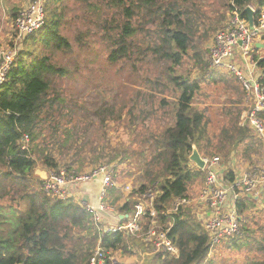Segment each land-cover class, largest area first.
<instances>
[{"label": "trees", "instance_id": "trees-1", "mask_svg": "<svg viewBox=\"0 0 264 264\" xmlns=\"http://www.w3.org/2000/svg\"><path fill=\"white\" fill-rule=\"evenodd\" d=\"M65 1L45 0L43 27L20 39L14 62L0 86V264H89L97 247L107 253V257L117 252L136 255L139 250L144 257L141 264H213L209 260V238L200 221L186 207L170 214L168 205L177 198L185 199L188 185L202 176L188 160L192 146L203 154L214 145V154L221 152L228 158L238 146L252 139V133L245 126L237 128L235 122V131L227 137L228 143L222 140L215 145L205 141L204 116L192 104L201 90L200 82L206 77L202 75L200 79L190 80L175 69L182 65L193 47L198 30L187 7L190 0H106L105 7L110 11L106 15L111 17L103 18L99 26L104 32L105 61L110 66L129 64L138 76L137 80L150 82L140 76L141 64L156 62L164 66L166 83L176 94L173 123L150 136L153 169L148 172L146 184L130 194L128 201L123 200L120 204L118 199L111 205L120 214H130L135 195L141 200L148 191L155 190L154 210L159 214L160 223H170L168 237L177 247L178 256L174 258L152 251L139 239L119 232L101 235L91 221V214L80 202L60 200L43 191V181L34 174L35 156L38 154L47 169L56 170L57 166L50 156L38 150L37 144L34 147L29 144L39 137L35 131L41 123V113L46 106L50 109L58 98H49L53 80L67 74L53 62L54 54L69 55L72 52L71 44L58 31L63 12L57 3ZM225 6L226 19L238 13L246 20L245 9L251 6L255 9V21L264 8V0H226ZM11 17L15 26L17 14L14 12ZM258 66L264 68V60H260ZM206 67L208 69L207 62ZM217 76L212 73L207 80L215 82ZM155 95L156 92H152L148 98ZM242 95L244 97L243 92ZM159 104L166 105L163 99ZM262 119L264 121V117ZM24 135L30 138L27 150L21 149L20 145ZM70 140L67 132L63 143ZM225 178L230 183L234 181L230 172ZM110 193L112 196L116 192ZM251 206L248 199L236 202L241 217L240 233L235 240L229 239L228 246L238 250L241 245H250L264 253V237L258 238L254 235L256 232L246 226L247 211ZM165 211L167 215H164ZM149 222V218L145 219L143 231ZM259 229L263 232L264 226ZM244 264H264V259L249 260Z\"/></svg>", "mask_w": 264, "mask_h": 264}, {"label": "rangeland", "instance_id": "rangeland-1", "mask_svg": "<svg viewBox=\"0 0 264 264\" xmlns=\"http://www.w3.org/2000/svg\"><path fill=\"white\" fill-rule=\"evenodd\" d=\"M32 1L0 0L1 52H16L20 46L11 16L15 12L18 17L27 10ZM105 3L106 0H66L63 4L57 3L63 12L58 31L69 41L72 52L69 55L58 53L53 56V62L64 68L67 74L53 80L48 92L49 98H58L50 109L46 106L41 113V123L35 131L39 137L29 146L34 147L37 144L38 150L50 156L57 166L56 170L47 169L42 165L38 154L35 156L34 170L41 168L49 173L43 182L50 174L60 172L79 175L99 167H109L111 171L113 169L116 187L109 189L106 197V203L112 207L114 200L119 199V203L128 201L130 194L136 193L141 185L146 184L148 172L153 169L150 165V136L173 123L176 94L166 83L164 66L156 62L141 64L140 76L150 82L158 81L151 84L146 80H137L138 76L130 69L131 65L110 66L105 61L107 51L102 43L104 32L99 27L103 18L111 17L110 14L106 15L110 11L105 7ZM225 5L226 0L189 1L187 7L198 30L194 35L193 47L182 65L175 68L190 80L200 79L202 75L206 77L200 82L201 90L192 106L204 116L205 141L215 145L222 140L228 143L227 137L235 131L234 123L237 122L239 128L241 116L247 110L240 86L233 77L224 72H215L218 74L216 81L207 80L212 74L206 71L208 49L217 30L227 21ZM152 92H156V95L149 99ZM161 99L166 103L163 107L159 104ZM67 132L71 140L64 144ZM263 148L253 136L251 140L247 139L246 143L238 146L233 154L236 162L233 168L237 171L236 174H233L229 167L231 171L227 169L230 163L233 164L229 157L225 158L221 152L214 154V145L209 146L207 152L199 154L202 158L218 156L223 167L222 175L230 172L236 181L241 177L238 174L256 176L259 173L263 166ZM203 170L202 176L188 185L185 196V200L190 202L186 209L200 222L201 219H198L196 214H201L204 209L200 210L196 200L205 179ZM99 182L101 184L100 180ZM113 190L116 193L111 196L110 192ZM150 192L156 193L153 189ZM133 198L135 201L131 203L132 212L134 206L140 202V196L135 195ZM70 199L76 202L80 200ZM141 202H144L143 197ZM255 206L253 202L247 211L246 226L257 233L260 226H264V207ZM170 208L171 204L167 210ZM256 233L254 235L258 238L264 237V231ZM229 242L228 240L211 250L209 260L213 264H244L249 260L264 259V253L257 251L254 246L241 245V248L236 250L228 246ZM136 252L138 255L117 252L112 254V257L109 256V261L111 264H141L144 257L139 250Z\"/></svg>", "mask_w": 264, "mask_h": 264}, {"label": "built area", "instance_id": "built-area-1", "mask_svg": "<svg viewBox=\"0 0 264 264\" xmlns=\"http://www.w3.org/2000/svg\"><path fill=\"white\" fill-rule=\"evenodd\" d=\"M45 0H33L25 12L15 21L18 39L38 31L44 25ZM253 11V7L248 6ZM264 37V8L251 27L248 21L238 13L228 16L227 21L213 36L208 49L207 72L227 73L240 85L244 94L246 112L241 116L240 126L247 127L252 136L264 146V68H259L258 62L264 60V52L258 55L259 40ZM16 52L0 51V86L6 80V74L11 68ZM256 59L254 60V57ZM29 137L24 135L20 141L21 149L27 150ZM204 161L205 184L200 192L199 201L206 205L202 215V227L210 242V249L234 238L240 233L241 217L236 208L240 199H258L260 192L264 193V148L263 166L256 176L244 174L238 180L228 182L222 175L223 167L218 156L202 158ZM113 172L108 167H99L84 174H50L43 182V191L60 200L74 198L72 191L80 185L99 179L101 188L97 203L90 204L80 199L85 211L91 214V221L96 225L99 234L122 233L125 236L137 237L152 251L176 258L178 249L168 237L170 223L159 222V214L154 210L155 194L148 191L143 201L134 206V211L126 216H112L113 208L106 203L107 192L116 187ZM71 189V190H70ZM190 202L177 198L171 202L168 213H176L179 208L188 207ZM164 214V213H163ZM167 215V212L164 214ZM112 216V221H111ZM127 219L124 224H112L114 220ZM149 218V226L143 231L145 219ZM107 253L97 247L89 264H106L109 261Z\"/></svg>", "mask_w": 264, "mask_h": 264}, {"label": "crops", "instance_id": "crops-1", "mask_svg": "<svg viewBox=\"0 0 264 264\" xmlns=\"http://www.w3.org/2000/svg\"><path fill=\"white\" fill-rule=\"evenodd\" d=\"M258 44L261 46L260 47V49H259V51H258V55H261V54H263V52H264V37L263 38H261L260 40H259V42H258ZM233 154L234 153H232L230 156H229V160H231V162L233 163V164H229L228 166H227V169L229 170V171H233V174H236L237 173V171L233 168L235 165H236V162H235V158H234V156H233ZM231 169H229V168ZM34 174L40 179V180H44L46 177H47V175L49 174L47 171H44L43 169H41V168H36L35 170H34ZM244 174H238V176H243ZM240 177V178H241ZM195 181V180H194ZM196 182V181H195ZM204 183H205V179H204ZM204 183L202 184L203 186H201V188H200V190H199V192H198V197H197V200H196V202H198L199 204V206L201 207L200 208V210H202V209H206V205L203 203V202H200L199 201V195H200V192L202 191V189H203V187H204ZM100 182H99V180H96V181H94V182H92V183H89V184H83L82 186H80L77 190H75V191H72V193H74L73 195L74 196H76L78 199L80 198V199H82V200H84V201H86V203H90V204H96L97 203V196H98V194H99V189H100ZM119 187V186H118ZM118 187H117V189H118ZM116 189V190H117ZM248 200H251L252 201V203L254 202L255 203V207L256 208H261V207H264L263 206V203H264V193H261L260 192V194H259V197H258V199H248ZM195 202V203H196ZM120 204H122V203H120ZM113 209H114V207H112ZM117 213H116V212ZM115 211L113 210V213L111 214L110 213V215H112V216H116V217H118L119 218V216H126V215H128V217H130V214H132V211H131V213L130 214H125V213H123V214H120V213H118V211H117V209H115ZM202 215H203V212L201 213V214H199V213H197L196 214V216H197V218L198 219H201V222L200 223H202ZM112 216H111V221H112ZM127 219L125 218V219H121V221H116V220H114L113 222H112V224L114 223V224H124V223H127Z\"/></svg>", "mask_w": 264, "mask_h": 264}, {"label": "water", "instance_id": "water-1", "mask_svg": "<svg viewBox=\"0 0 264 264\" xmlns=\"http://www.w3.org/2000/svg\"><path fill=\"white\" fill-rule=\"evenodd\" d=\"M245 13L247 16V21L249 27L253 24V12L251 9L246 8ZM188 160L191 164H193L198 170L202 171L204 169V161L200 156L199 152L197 151L195 146H192V151L188 157Z\"/></svg>", "mask_w": 264, "mask_h": 264}, {"label": "bare ground", "instance_id": "bare-ground-1", "mask_svg": "<svg viewBox=\"0 0 264 264\" xmlns=\"http://www.w3.org/2000/svg\"><path fill=\"white\" fill-rule=\"evenodd\" d=\"M250 9V8H249ZM255 10V9H254ZM253 12V11H252ZM254 20V19H253Z\"/></svg>", "mask_w": 264, "mask_h": 264}]
</instances>
